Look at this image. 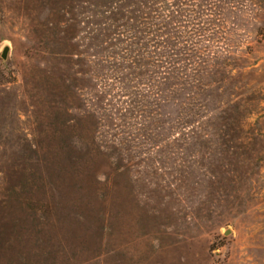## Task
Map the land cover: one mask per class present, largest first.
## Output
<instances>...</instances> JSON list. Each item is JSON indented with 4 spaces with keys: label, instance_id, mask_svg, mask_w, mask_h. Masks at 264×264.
<instances>
[{
    "label": "rangeland",
    "instance_id": "rangeland-1",
    "mask_svg": "<svg viewBox=\"0 0 264 264\" xmlns=\"http://www.w3.org/2000/svg\"><path fill=\"white\" fill-rule=\"evenodd\" d=\"M0 264H264V0H0Z\"/></svg>",
    "mask_w": 264,
    "mask_h": 264
},
{
    "label": "trees",
    "instance_id": "trees-1",
    "mask_svg": "<svg viewBox=\"0 0 264 264\" xmlns=\"http://www.w3.org/2000/svg\"><path fill=\"white\" fill-rule=\"evenodd\" d=\"M148 5H151V3L149 2ZM144 9H146V11L151 12V13L154 12L152 6H151V7H149V6H148V7H145ZM142 13H143V12H142ZM143 14H144V13H143ZM145 30H146V29H145ZM142 34H143V36H145V35H146V32H142ZM136 40H137V36H134V37L132 38L131 41H136ZM158 64L161 65L162 62H159ZM169 65L172 66L171 63H168V62L165 63V66H169ZM160 85H163V84H160ZM160 85H159V87H160ZM159 87H158V90H159V91L161 92V94H162V91H161V89H160Z\"/></svg>",
    "mask_w": 264,
    "mask_h": 264
},
{
    "label": "water",
    "instance_id": "water-1",
    "mask_svg": "<svg viewBox=\"0 0 264 264\" xmlns=\"http://www.w3.org/2000/svg\"><path fill=\"white\" fill-rule=\"evenodd\" d=\"M8 52H9V50H8V48H7V49L4 51V53H3V58H4V59L7 58Z\"/></svg>",
    "mask_w": 264,
    "mask_h": 264
}]
</instances>
